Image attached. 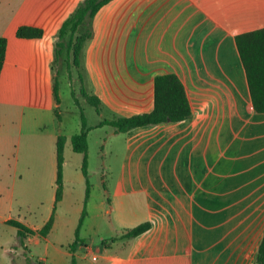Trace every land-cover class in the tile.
Segmentation results:
<instances>
[{
    "label": "crops",
    "instance_id": "crops-1",
    "mask_svg": "<svg viewBox=\"0 0 264 264\" xmlns=\"http://www.w3.org/2000/svg\"><path fill=\"white\" fill-rule=\"evenodd\" d=\"M83 1L0 0V36L7 40L0 74V264H70L72 257L76 264H255L264 235V117H257L264 113L252 109L235 37L264 28V0H112L96 13L78 80L100 100L99 114L102 108L128 117L152 111L154 78L165 74L180 79L192 113L164 130L152 129L159 124L118 133L130 138L149 130L140 133L139 144H125L128 157L121 163L102 162L92 173L87 167L89 182L94 178L88 199L58 213L56 141L63 134L52 94L55 37ZM22 25L41 28L42 38L18 39ZM226 51L230 62L224 65ZM201 89L212 90L233 113L222 120L205 111L194 116L195 105L203 110L206 100ZM23 133L46 135L55 144L53 194L39 219L24 206L13 214L14 149ZM64 137L66 143L70 136ZM147 140L148 149L142 145ZM79 168L78 184H85ZM64 185L63 178L57 205L64 203ZM53 210L46 238L19 236L7 224L37 232ZM146 222V232L121 237Z\"/></svg>",
    "mask_w": 264,
    "mask_h": 264
},
{
    "label": "rangeland",
    "instance_id": "rangeland-1",
    "mask_svg": "<svg viewBox=\"0 0 264 264\" xmlns=\"http://www.w3.org/2000/svg\"><path fill=\"white\" fill-rule=\"evenodd\" d=\"M17 15L19 17L16 19V22H20L22 20V14L17 13ZM82 33H84V29H80L79 32L74 35V39ZM57 36L58 34H56L55 37L56 43L60 41ZM69 37L70 35L67 33L61 43L66 46ZM56 43L55 48L58 49ZM59 50L61 53L59 57H57V54L55 53V63L53 68L57 73L56 79L60 81L58 87L61 95V103L58 108V112L60 111V125L58 128L61 129L63 137H71V135L73 136L80 132L79 124L81 122V114L85 118L87 127L94 126L102 120H114L128 117V113L116 112L111 108H102L101 113L98 115L93 107L84 104V99L80 94L79 80L77 76L78 68L73 63L72 52L68 54L66 47ZM221 61L224 65H227L230 62V54L227 51L223 53ZM118 77L119 75L116 76V78ZM196 90L198 91V88ZM201 90L202 95L206 97V100L203 103V110L201 109L200 104L195 105L193 111L194 116L204 115L205 111L209 116L214 117L211 120H222L225 116H230L233 113L232 110L222 107V105L216 101L217 98L215 97V94L212 93V90ZM42 102H44V100H42ZM46 104L47 108H49L48 98ZM246 110L248 113L252 112L250 106H247ZM243 113L249 115L247 112ZM256 119L257 118H254V120ZM170 125L173 124L164 123L160 124V126H153L152 129L160 127L158 129L164 130ZM216 126H218V124ZM110 131H112L110 126H104L102 129L95 128L89 132L87 159L89 173H92V171L99 167L102 162L111 165L121 163L124 157H128L127 154H125V144H129V142L133 145L139 144L141 138L140 133L145 132L142 135L148 136L147 132L149 130H141L138 135H132L130 138H127L125 134L110 136ZM70 137L67 139L63 150L64 163L62 179L64 178L65 182V198L63 204L55 205L58 213H62V211L66 210L73 212L74 209H77V205L79 203L81 204L85 198V184H78L79 166L82 165V156L73 152ZM149 144L150 142L147 140L142 145L144 148L148 149ZM51 158L52 161L55 160V144L51 143L48 136L26 135V133H23L19 144L16 145L14 149L13 164L17 168L18 176L15 180V211H13V214H16L18 211V206L27 207L28 211H32L34 215H36V219H39V217L43 215V211H46L47 213L49 212L47 209L53 194L49 175L51 172ZM19 175H22L21 180ZM90 182H94L93 177ZM24 211L25 210L21 211V213ZM58 231V235L64 236L62 230ZM107 240L110 241V239ZM90 263L85 262L84 264Z\"/></svg>",
    "mask_w": 264,
    "mask_h": 264
},
{
    "label": "trees",
    "instance_id": "trees-1",
    "mask_svg": "<svg viewBox=\"0 0 264 264\" xmlns=\"http://www.w3.org/2000/svg\"><path fill=\"white\" fill-rule=\"evenodd\" d=\"M111 1L112 0H84L78 5L72 16L67 18L59 27L57 37L60 41L56 43L58 49L55 48L57 57H59L61 53L59 49L66 47L68 54L72 52L74 65L79 68L80 56L84 43L92 36L91 22L96 13ZM80 29H84V33L74 39V35L78 33ZM67 33H69L70 37L65 46L61 41ZM15 36L18 39L26 40L41 39L43 36V30L41 28L22 25L17 28ZM235 45L245 72L252 109L256 113H264V28L237 35L235 37ZM6 49L7 40L5 37L0 36V74L5 61ZM78 79L82 82V77L79 73ZM52 94L57 106L55 109V116L58 118V108L61 103V95L59 93L58 81L56 79ZM80 94L85 102L93 107L95 112L99 114L100 100L96 96L88 94L83 86L80 88ZM191 113V107L180 79L174 74L158 75L154 78L152 111L126 118L102 120L97 127L110 126L117 134L126 133L135 128L181 122L190 118ZM90 130L91 128L86 126L85 118L81 114V130L78 134L70 137L73 152L82 156L81 171L85 179V200L88 199L91 191V184L87 173V137ZM64 144L65 137L59 136L56 141L55 205L63 196L62 169L64 163ZM53 214L54 210L48 221L37 232H33L15 221H9L7 224L15 227L18 230L19 236H24L25 234H38L41 238H46L53 226ZM85 215L86 212L83 211L79 219L78 227L75 231L74 242L69 246L71 251L75 250L76 244L79 242L78 233ZM149 228V223H142L130 229L121 237L127 239L134 238L146 232ZM104 244H106V242H104ZM70 264H76L74 257L71 258ZM255 264H264V235L258 248Z\"/></svg>",
    "mask_w": 264,
    "mask_h": 264
}]
</instances>
